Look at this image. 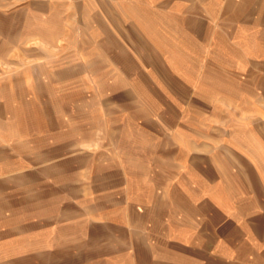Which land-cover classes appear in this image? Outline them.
<instances>
[{
  "label": "rangeland",
  "instance_id": "rangeland-1",
  "mask_svg": "<svg viewBox=\"0 0 264 264\" xmlns=\"http://www.w3.org/2000/svg\"><path fill=\"white\" fill-rule=\"evenodd\" d=\"M44 201L264 264V0H0V249Z\"/></svg>",
  "mask_w": 264,
  "mask_h": 264
},
{
  "label": "crops",
  "instance_id": "crops-1",
  "mask_svg": "<svg viewBox=\"0 0 264 264\" xmlns=\"http://www.w3.org/2000/svg\"><path fill=\"white\" fill-rule=\"evenodd\" d=\"M47 210L44 201L39 211L38 264H239V244L233 239L222 244H164L149 241L135 225L130 235H118L113 241L105 234L113 225L102 219L92 220L90 231L80 236L76 219L63 220L51 207L49 213ZM48 214L54 215L50 220L55 219L49 226ZM124 223L126 227L127 222ZM23 239L17 255L14 240L1 245L0 264H30V238Z\"/></svg>",
  "mask_w": 264,
  "mask_h": 264
}]
</instances>
